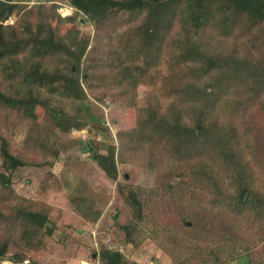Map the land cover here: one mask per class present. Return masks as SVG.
<instances>
[{"label": "rangeland", "instance_id": "374dc122", "mask_svg": "<svg viewBox=\"0 0 264 264\" xmlns=\"http://www.w3.org/2000/svg\"><path fill=\"white\" fill-rule=\"evenodd\" d=\"M13 1L19 11L4 24L40 8L60 35L76 31L88 41L75 78L86 95L79 104L87 103L90 116L79 112L85 124L54 131L52 147L59 154L53 158L47 141L43 147L38 144L41 131H29L28 121L0 110V135L9 153L27 164L13 173L10 188L0 185V210L11 216L15 208L25 207L47 216L30 248L18 240L7 255L20 253L30 264H98L106 247L132 264H264V23L251 26L243 20L228 34L212 31L202 37L198 45L205 54L243 60L248 76L231 72L224 83L202 80V87L208 82L218 95L211 109H203L214 128L197 140L198 147L211 150L181 161L158 142V131L142 142L119 139L121 132L138 130L142 121L169 111L174 103L189 125L199 115L183 92L200 81L189 66L168 55L170 47L162 43L156 50L132 54L143 39L147 10L114 13L95 24L82 15L72 20L74 7L68 0ZM61 7L70 8V15L62 17ZM29 20L35 21V14ZM118 57L140 71L135 86L119 82L113 65ZM7 86L0 70V91ZM64 105L75 107L67 100ZM28 111L44 127V109L29 106ZM225 132L223 142L217 140ZM110 145L115 148L116 181L92 160L93 153L106 154ZM224 147L235 154L234 160L225 157ZM198 160L210 166L209 180L196 176ZM242 184L254 192L248 205H236L234 199ZM128 187L138 192L141 217L123 199ZM75 190L88 199L98 215L95 222L82 219L71 207L69 196ZM123 227L132 242H126ZM9 234L8 224L0 223V239H12Z\"/></svg>", "mask_w": 264, "mask_h": 264}, {"label": "trees", "instance_id": "16d2710c", "mask_svg": "<svg viewBox=\"0 0 264 264\" xmlns=\"http://www.w3.org/2000/svg\"><path fill=\"white\" fill-rule=\"evenodd\" d=\"M68 1L74 7L72 20L82 15L95 24L102 23L114 13L147 10L148 15L141 30L143 39L133 47L136 51L132 53L133 56L142 49L156 50L164 43L167 48L170 47L168 55L173 60L189 66L200 81V84H191L192 89L187 88L183 92L189 96L191 110L194 112L197 109L199 114L193 120L194 126L186 123L181 110L174 103L169 111L158 113L154 119L151 117L142 121L138 130L121 132L120 141L132 138L142 142L149 139V132L158 131V142L175 160H191L195 156H202L204 152H210L211 149L206 150L205 145L198 147L197 140L204 131L214 128V123L209 124L206 120L207 112L203 109H211L218 101V95L208 82L202 87V80L215 79L216 82L224 83L226 82L224 79L228 80L231 72V75L242 72L247 73V76L248 72L243 60L236 61L232 57L227 59L205 54L198 44L203 36L212 31L224 34L234 31L236 25L243 20L251 26L263 24L264 0ZM18 11L19 6L13 0H0V70L8 84L5 92L0 91V110L13 111L22 120L28 121L29 131L34 132L36 129L41 131L43 140L38 144L43 147L47 141L46 143L51 146L50 155L57 158L59 151L54 148L55 143L52 142L55 139L54 131L56 129L64 131L65 127L79 128L78 125L85 124L80 120L79 112L90 116L87 113V103L79 104L78 99H86V95L75 78L89 43L85 39H79L76 31L65 36L60 35L42 16L40 8H36L35 12L28 11L14 24H4ZM33 14L36 20L30 21L29 18ZM117 59L119 63L113 65L115 69L118 68L117 72L121 75L119 82L135 86L140 71L135 68L132 61L123 62L120 57ZM189 64L197 65L192 67ZM193 89L195 94H192ZM64 100L72 102L75 107L72 110L68 109L64 105ZM29 106L44 109L46 114L44 127L35 122L28 111ZM228 133L218 136L217 140L223 142ZM222 150L228 160H234L233 152L226 150V147ZM0 155L4 170L0 173V185L10 188L13 173L27 164L26 161L9 153L7 141L1 135ZM92 160L107 178L117 180L114 146L110 145L106 154L93 153ZM198 161L200 165L197 167L196 176L202 180H209L212 175L210 166L203 163V160ZM122 195L124 201L141 217L143 204L138 198V192L128 187L126 193ZM252 195L254 192L244 184L237 186L234 195V199H237L236 205L250 204ZM69 202L82 219L92 222L97 220L98 215L89 207L88 199L77 190L69 196ZM46 222L47 216L43 210L33 211L18 207L11 216L0 210V223L8 224L9 236L13 239L8 237L0 239V264L7 261L22 264L27 260L24 255L16 252L8 256L9 245L19 240L30 248L34 238L41 234ZM123 230L126 242H132L128 228L123 227ZM211 257L213 258V255ZM214 262L218 263L217 260ZM98 264L132 263L127 262L120 254L102 247Z\"/></svg>", "mask_w": 264, "mask_h": 264}, {"label": "built area", "instance_id": "2783aa9c", "mask_svg": "<svg viewBox=\"0 0 264 264\" xmlns=\"http://www.w3.org/2000/svg\"><path fill=\"white\" fill-rule=\"evenodd\" d=\"M70 9V8H69ZM67 7H61L60 8V11H59V13H60V15L62 16V17H66V16H68V15H70V12L69 11H71V10H69ZM1 264H12L10 261H7V262H2ZM22 264H29L28 263V260H24L23 262H22Z\"/></svg>", "mask_w": 264, "mask_h": 264}, {"label": "water", "instance_id": "95a60500", "mask_svg": "<svg viewBox=\"0 0 264 264\" xmlns=\"http://www.w3.org/2000/svg\"><path fill=\"white\" fill-rule=\"evenodd\" d=\"M81 148L84 150L85 146L83 145V143H81ZM89 152H92V149H89Z\"/></svg>", "mask_w": 264, "mask_h": 264}]
</instances>
